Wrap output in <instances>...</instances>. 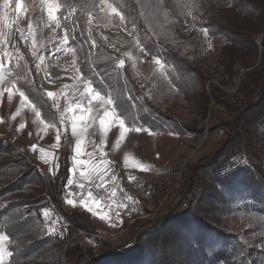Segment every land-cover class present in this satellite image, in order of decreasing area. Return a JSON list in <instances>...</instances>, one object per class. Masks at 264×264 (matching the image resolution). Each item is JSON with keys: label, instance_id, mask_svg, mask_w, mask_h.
<instances>
[{"label": "trees", "instance_id": "1", "mask_svg": "<svg viewBox=\"0 0 264 264\" xmlns=\"http://www.w3.org/2000/svg\"><path fill=\"white\" fill-rule=\"evenodd\" d=\"M19 1L27 7L34 3ZM58 3L60 28L49 24L36 5L34 31L52 40L51 52L58 49L63 30L73 29L67 22L73 8L80 13L83 35L89 15L91 22L104 24L90 56L85 37H69V45L86 49L84 77L103 96L111 95L126 125L185 138L204 133L208 124L212 134L223 131L224 137L207 161L189 169L179 201L125 251L99 237L86 211L68 206V151L61 155L62 174L54 182L0 134V235L8 236L11 252L6 264H264V0H109L124 15L123 23L101 11V0ZM183 21L195 31L190 38L179 33ZM133 24L143 26L136 39L118 35L119 48L108 45L105 27ZM17 47L19 57L8 63L17 89L54 122L35 57L20 39ZM145 57L159 58L162 66H145ZM50 200L69 223L70 237L93 235L96 254L69 244L46 220L43 211Z\"/></svg>", "mask_w": 264, "mask_h": 264}, {"label": "rangeland", "instance_id": "2", "mask_svg": "<svg viewBox=\"0 0 264 264\" xmlns=\"http://www.w3.org/2000/svg\"><path fill=\"white\" fill-rule=\"evenodd\" d=\"M36 5H39L45 11L46 6L43 4V0H34L31 7H27L19 1V11H17V0H9L7 9L14 11V22L17 25L18 34L22 38L21 41L29 45L32 53L33 51L36 53L34 56V66L38 76L39 87L47 102L50 104L56 120L54 122L46 121L41 115L40 110L35 107V109L40 112V117L38 118L31 107L33 104L29 100L25 102L23 107L20 106L21 97L17 91V81L15 76L11 73L7 76V79L0 84V89L4 90L3 95L0 96V118H2L3 121L0 122L1 136L7 141L12 142L20 151L29 154L32 159L34 158L33 160L35 162L37 161L36 163L39 165L40 174H43L54 182L57 181L62 174L60 161L61 155L65 151L70 153L68 161L70 165L69 175L71 176V183L90 182L103 176L111 166H118L133 176L147 178L165 175L168 171L173 169L186 168L184 170V181L175 195V205L179 201L180 194L185 187V177L189 173V169L207 161L208 156L213 150L214 144L223 139V131L212 134L209 131V125L206 124L204 133H194L185 138L172 134L165 135L155 133V135H149L146 131L140 133L129 131L124 135L123 139H120L121 130L118 126H115L107 133L105 138L100 131V121L105 119V112H111L112 105L106 101L101 102L100 100H96L93 101L90 106L91 112L88 114L86 121H75L77 128L76 134L74 135L72 131L74 121L72 117L77 115L79 110L75 113L68 112L67 107L70 103H75L77 100L81 99L82 95L85 93L86 81L88 80L84 75L81 76L80 74H83V65L85 61V57L81 53H86V49L82 46L73 47L75 49L74 53L66 52L64 49L72 47L69 45V37L74 39L77 36H83L88 42L87 56H90V50L94 51L98 48V43L95 40L96 31L98 28L103 27L104 24L99 23L97 20L90 22L87 24V31L83 35V29L79 22L80 13L77 9L73 8L67 14V22L73 25L71 32L67 33V44L64 42L63 30L61 43L58 49H52L51 52H47V47L52 40L44 39L42 35L34 31L33 27H29L31 24L33 7ZM4 10H6L4 7V0H0V33L3 34V38L0 39V62H3L5 70H8V63L17 59L20 52L17 45L15 49H11L9 45V36L11 35L13 24L11 26L5 18L3 13ZM104 12L109 14L107 10ZM112 16L118 17L115 14H112ZM117 19H119V17ZM59 22L61 26V21ZM51 25L57 28L55 24ZM142 27L143 26L140 24H133L119 29L105 27V32L109 33L107 43L113 49H117L120 46L116 39L118 35H122L128 39H136ZM21 33L23 34L22 36ZM179 33L183 38H190L195 34V31L188 22L183 21L179 27ZM4 40H6L7 43H4ZM33 40H35V46H33ZM83 46L86 47L85 44H83ZM5 52H7L9 56H5ZM61 61L65 64L60 65ZM73 61H75V64H73ZM143 61L145 66L155 68L159 66L156 65L154 59L150 57H145ZM37 65H39V67H37ZM77 69L79 71H77ZM65 85L69 87L65 88ZM9 88L12 89L11 100H9V93L7 91ZM48 91L57 93L58 96L49 98L46 95ZM57 99L59 104L58 107L55 106ZM177 117L186 121L191 119L189 115L178 114ZM41 120H43L44 123H41ZM21 124H25L26 126L21 128ZM45 124L48 126L45 127ZM81 124L87 127L86 132L82 130ZM58 132L60 135L59 143L56 141ZM102 141L106 142L102 143ZM118 141L119 146L117 147ZM77 143L80 145L79 154H77L75 147ZM33 145H37L35 151L32 150ZM41 149L44 150L43 153ZM42 155L44 159H42ZM126 156L130 157L128 166H125ZM53 157H55V159H53ZM132 159L150 166L151 170L139 171L132 166ZM45 160H47V162H45ZM77 160H84L86 163L78 165L76 163ZM57 163L59 165L58 171L55 170V165ZM73 169H75V171H72ZM50 171L54 172V175L50 174ZM81 171L85 173L84 176L80 175ZM74 203L75 206L67 204L72 209L80 208L86 211L92 217V222L101 231L99 237L111 239L119 246L127 242L130 230L134 229L131 228L133 225H131L130 221L133 218L145 214L144 204L142 202H136L137 209L133 216L128 220L119 218V220H122V223L113 227L110 226L108 220L101 219L99 213H101V211L106 213L112 218V222H116L117 213L111 214L108 212L107 208L103 207V209H101L97 207L94 202L91 203L93 205L91 206L92 211H89L85 206H80L76 202ZM177 211H180V209ZM46 220L50 222L48 217H46ZM50 224L52 225V223ZM78 234H88L89 242L93 246L90 241V238L93 237L92 234L87 232H79ZM72 242L77 243L76 241H69L68 243L70 244ZM7 246L8 241H5V249ZM93 248L95 247L93 246ZM8 257V255L4 256V264L7 263Z\"/></svg>", "mask_w": 264, "mask_h": 264}, {"label": "built area", "instance_id": "3", "mask_svg": "<svg viewBox=\"0 0 264 264\" xmlns=\"http://www.w3.org/2000/svg\"><path fill=\"white\" fill-rule=\"evenodd\" d=\"M3 13L11 26L13 24L12 32L9 36V45L11 49H15L17 39L22 40V38L18 34V28L14 22V11L6 9ZM185 169H173L165 175L147 178L136 177L118 166H111L103 176L90 182L70 183L67 187L66 197L67 199H72L80 206H85V204L89 206L98 199L109 213L116 214L119 212V218L123 220H128L133 216L137 209L136 202H142L145 214L130 221L131 225H133L131 228L134 229L130 230L127 242L121 245L123 250L126 251L133 247L134 242L142 232L160 221L169 212L170 208L174 206L176 192L184 181ZM129 177H135V179L130 181ZM81 184H83V188L80 187ZM112 189L116 190L115 197L110 195ZM127 197H131V199ZM121 202L127 207H118L117 205ZM182 206L183 208L188 207V201H183ZM47 210H50L48 215L50 223L68 242L76 241L84 251L92 250L93 253H97V249L93 248L89 242L88 234L77 233L70 237L69 223L51 200Z\"/></svg>", "mask_w": 264, "mask_h": 264}, {"label": "snow or ice", "instance_id": "4", "mask_svg": "<svg viewBox=\"0 0 264 264\" xmlns=\"http://www.w3.org/2000/svg\"><path fill=\"white\" fill-rule=\"evenodd\" d=\"M43 4L46 6L45 8V12H46V16H47V20L49 22V24H55L57 28L60 27V19L61 17L58 15L59 11H60V5L58 3V0H43ZM8 5H9V0H4V7L5 9L8 8ZM101 11H105L107 10L108 13H109V16H111L112 14H115L116 16L119 17L120 21L123 23L124 22V15L119 12L117 10L116 7L113 6L112 3H109V0H101ZM20 8H19V0H17V11H19ZM66 18V17H65ZM89 22H91V15H89ZM29 27H32V25L30 24ZM69 29L68 28H65L64 29V42L65 44H67L68 42V36H67V33H68ZM204 32V34L207 36L208 35V31L207 29H203L202 30ZM23 34L21 33V36ZM3 38V34L0 33V39ZM4 43H7L6 40H4ZM33 46H35V40H33ZM93 46H94V42H93ZM64 51L66 52H71V53H74L75 52V49L73 47H67L64 49ZM141 51H145L144 49H141ZM5 56H9V54L7 52L4 53ZM33 56L36 55L35 51H33L32 53ZM9 60H10V57H9ZM124 63L125 61L123 59L119 60V67H123L124 66ZM154 63L156 65H161L162 66V62L159 58H154ZM73 64H75V61H73ZM37 67H39V65H37ZM77 71H79L77 69ZM11 74V69H8V70H5L4 68V63L3 62H0V84H2L4 82V80L7 79V76ZM81 76L83 74H80ZM59 78V77H57ZM69 87L68 85H65V88ZM3 89H0V96L3 95ZM8 93H9V100H11V96H12V89L9 88L7 89ZM17 91L19 92V95L21 97V101H20V106L23 107L25 102L28 100V97L25 96V93L23 90H20V89H17ZM46 95L49 97V98H52V97H57L58 94L57 93H54L52 91H48L46 93ZM96 100H100L101 102H104L106 101L107 103H109L110 105H112V109H111V112H105V119H102L100 121V131L102 133V135L106 138V135L107 133L115 126H118L119 129L121 130V135H120V139H123L124 138V135L126 133H128L129 131H135L136 133H140L142 131H146L149 135H155V133L151 130V129H144L142 127H135V128H132L131 126L129 125H126L125 124V118L121 115H119L117 109H116V106H115V101L111 98V95L109 94L107 97L103 96L102 93L98 90V89H95L91 82L90 81H86V88H85V93L82 95L81 99L77 100L75 103H70L67 107V111L68 112H77L78 111V114L77 115H74L72 117V120L74 121L73 125H72V131H73V134L75 135L76 134V128H77V125L75 123V121H81V122H84L86 121V118L88 116V114L91 112V108L90 106L92 105L93 101H96ZM56 107L59 106L58 104V99H57V102L55 104ZM33 111L35 112V115L39 118L40 117V112L37 111L35 109V106L34 105H31ZM0 122H3L2 121V118H0ZM41 123H44L43 120H41ZM26 125L25 124H21V128L25 127ZM48 125L45 124V127H47ZM81 128L84 132L87 131V127L84 126V124H81ZM31 135V133H30ZM59 140H60V135H59V132L57 133V136H56V141L57 143H59ZM103 142H106V141H102ZM119 146V141L117 142V147ZM76 147V152L77 154H79L80 152V145L79 143H77V145L75 146ZM37 148V145H33L32 146V150L35 151ZM41 152L43 153L44 150L41 149ZM106 155V153H105ZM42 159H44L43 155H42ZM53 159H55V157H53ZM129 161H130V157L129 156H126L125 157V166H128L129 164ZM45 162H47V160H45ZM76 163L78 165H83L86 163V161L84 160H77ZM131 163H132V166L137 168L139 171H150V166L146 165V164H143L141 162H139L138 160H135V159H132L131 160ZM59 169V165L58 163L55 165V170L58 171ZM72 171H75V169H73ZM50 174H53L54 175V172H51L50 171ZM80 175L81 176H84L85 173L83 171L80 172ZM135 177H129V180H134ZM68 183L70 184L71 181L69 180ZM81 188H83V184L80 185ZM89 195H91V193H89ZM111 197H115L116 196V190L115 189H112L111 193H110ZM128 199H131V197H127ZM68 204L70 205H73L75 206V203L72 199H68L66 201ZM94 203H96L97 207H100L101 209H103V205L100 204L99 200H95L93 201ZM118 207L120 208H126L127 205L123 204L122 202L120 204L117 205ZM85 207H88L87 204H85ZM89 211H92L91 208L88 209ZM49 211L50 210H44L43 211V215L45 217H48L49 215ZM96 214V213H94ZM100 215V218L101 219H106L109 221L110 223V226H117V224L119 223H122V220H119V216H120V213L117 212V220L116 222H112V218L110 216H108L106 213H104L103 211H101V213H99ZM52 229H50L51 231ZM9 238L8 236L6 235H0V264H4V256L5 255H8L10 256L11 255V252H7L5 247H4V244H5V241H7Z\"/></svg>", "mask_w": 264, "mask_h": 264}, {"label": "crops", "instance_id": "5", "mask_svg": "<svg viewBox=\"0 0 264 264\" xmlns=\"http://www.w3.org/2000/svg\"><path fill=\"white\" fill-rule=\"evenodd\" d=\"M37 156H38V155H37ZM33 159H34V158H33ZM36 162H37V161H36ZM91 206H93V205L91 204V205H89L87 208L89 209V208H91ZM87 208H86V209H87Z\"/></svg>", "mask_w": 264, "mask_h": 264}, {"label": "bare ground", "instance_id": "6", "mask_svg": "<svg viewBox=\"0 0 264 264\" xmlns=\"http://www.w3.org/2000/svg\"><path fill=\"white\" fill-rule=\"evenodd\" d=\"M63 61H64V60H63ZM63 61L60 62V65H64V64H65Z\"/></svg>", "mask_w": 264, "mask_h": 264}]
</instances>
